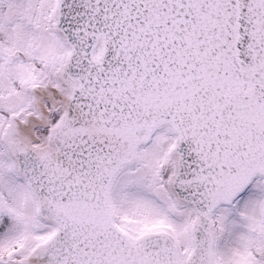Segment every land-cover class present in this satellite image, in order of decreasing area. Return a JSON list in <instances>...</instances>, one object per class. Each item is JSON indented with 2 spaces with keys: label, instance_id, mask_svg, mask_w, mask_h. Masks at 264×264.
<instances>
[{
  "label": "snow or ice",
  "instance_id": "snow-or-ice-1",
  "mask_svg": "<svg viewBox=\"0 0 264 264\" xmlns=\"http://www.w3.org/2000/svg\"><path fill=\"white\" fill-rule=\"evenodd\" d=\"M0 264H264V0H0Z\"/></svg>",
  "mask_w": 264,
  "mask_h": 264
}]
</instances>
